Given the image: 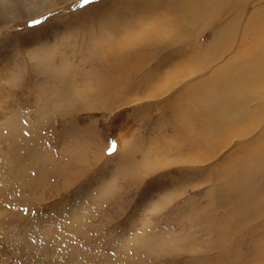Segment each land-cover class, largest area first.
Masks as SVG:
<instances>
[{"label": "rangeland", "instance_id": "374dc122", "mask_svg": "<svg viewBox=\"0 0 264 264\" xmlns=\"http://www.w3.org/2000/svg\"><path fill=\"white\" fill-rule=\"evenodd\" d=\"M7 2L0 264H264V157L243 159L264 154V40L245 33L251 14L264 25V0H225L236 13L219 0ZM126 40L138 44L114 67ZM230 77L245 84L228 96L240 88L254 111L217 128L186 101Z\"/></svg>", "mask_w": 264, "mask_h": 264}, {"label": "bare ground", "instance_id": "6f19581e", "mask_svg": "<svg viewBox=\"0 0 264 264\" xmlns=\"http://www.w3.org/2000/svg\"><path fill=\"white\" fill-rule=\"evenodd\" d=\"M220 1V6L217 5V11L221 12V11H224V12H228V9H230L231 11H234L236 13V9H237V3H231V2H224L225 0H219ZM245 1V0H244ZM10 2V1H9ZM7 2V0H2V4H3V9H2V12L5 16H8L9 15H12L15 10L13 9L14 7L11 5V3ZM14 2V1H13ZM242 2V1H241ZM8 4V5H7ZM28 4V3H27ZM177 4V3H176ZM246 2H243V5H245ZM190 6V4H189ZM192 6V5H191ZM190 6V7H191ZM4 7H7V8H4ZM167 7V6H165ZM178 8V7H177ZM244 8V7H243ZM243 8L240 9V12L243 11ZM169 9V8H168ZM184 9V8H183ZM189 9V8H188ZM193 9V8H192ZM180 10V9H179ZM190 10V9H189ZM194 10V9H193ZM185 11V10H183ZM192 11V10H191ZM190 11V12H191ZM180 12V11H179ZM187 12V11H186ZM177 14V12H175ZM174 13V14H175ZM181 13V12H180ZM161 14V13H160ZM165 16H167V14L164 12L163 13ZM171 14V13H170ZM187 14V13H186ZM163 15V16H164ZM169 15V14H168ZM152 16V15H151ZM156 16V15H155ZM164 16V18H165ZM145 17V16H143ZM172 17V16H171ZM158 18V17H157ZM163 18V19H164ZM146 20V19H145ZM162 21V19H160ZM257 24L258 25V28L255 29L254 31L251 30V26L253 24ZM143 24V23H142ZM141 24V25H142ZM150 25L147 27V25L145 24L144 27L146 28H143V31L145 34H149V36H154L155 33H157L160 29V23H159V19H154L151 23H149ZM205 25V24H204ZM263 29V30H261ZM250 31L253 33V36H250L254 39H256L257 35H259L260 37V40H264V25L261 24L260 22L257 21L255 15L251 14L249 16V20L247 21V25L245 26V33H250ZM245 39V38H244ZM247 40V39H246ZM138 43L137 42H131V41H124V42H121L120 45L116 48L114 47V51H121L123 54H120L118 56H112L108 51L105 52V55L107 57H110L112 56V60H114V67H117L116 63L117 64H120L122 63V61H126V60H130L131 59V56L129 54H131V50H135L134 45H137ZM140 44H143L145 45V43H140ZM147 45H150V44H147ZM158 50V49H156ZM255 54V53H254ZM254 54H250V57L248 58H251V57H254ZM135 57V55H134ZM256 57V56H255ZM258 58V57H256ZM138 64H141V60H139V57H138V60H137ZM263 62H264V59H263ZM258 63H259V60H258ZM250 67V70L251 71V74L253 76H257L256 73H255V68L250 64L248 63ZM190 66V65H189ZM263 66V65H262ZM185 68V67H184ZM183 68V69H184ZM195 68V67H194ZM245 67H242L239 69V70H242V71H245L246 73V69H243ZM196 69H199L196 68ZM197 71V70H196ZM183 72H185V70H183ZM193 72V71H192ZM186 73V72H185ZM196 73V72H195ZM183 74V73H182ZM188 74V73H187ZM165 75H169V76H172L173 77V73H170V74H167L165 73ZM108 76V81L111 82V85L113 83H115V79L113 76L111 75H107ZM177 77V76H176ZM175 77V78H176ZM182 77H185V76H178V78H181ZM261 77H264V71H263V74ZM231 80L226 82L225 84H223L225 87H222V86H217L215 87V89H217L218 91L215 92L214 96L211 97V98H208L206 97L205 93L201 94V92L197 91L195 92V90H192V92L194 93L193 96H191L190 98L187 99L186 102L188 101H192L193 105H194V110L196 111V113H200V114H204V115H208V116H211L213 118V120L211 121V124L217 128L219 127H224L225 129H227L228 127H230L231 125H236V126H241V125H244L246 124V126L248 125V122H247V119H251L252 118V113L254 111V109H251L250 106L247 105V102L245 100V98H248L249 97H244V94H241L239 95V92H240V88L238 89V91H234L232 90L231 92L233 93V97H229L228 96V90L231 89V87L235 84V86H239V85H243L245 83L244 80L242 78H232L230 77ZM247 78V77H246ZM69 80V79H68ZM257 80V79H256ZM262 81V80H261ZM263 82V81H262ZM261 82V83H262ZM264 83V82H263ZM179 84V83H178ZM252 84V83H251ZM250 84V85H251ZM254 84V83H253ZM252 84V85H253ZM244 86V85H243ZM248 86V85H246ZM252 87V86H251ZM242 88V87H241ZM108 89V88H107ZM114 89V88H113ZM213 89V88H212ZM201 90V89H200ZM212 92V91H211ZM210 92V93H211ZM213 94V93H211ZM204 95V96H203ZM247 96V95H246ZM255 98L254 94L252 96V98ZM178 98V97H177ZM256 99V98H255ZM250 100V99H249ZM182 101V100H181ZM241 101V102H240ZM190 103V102H189ZM183 105V104H182ZM190 105V104H189ZM191 108V107H190ZM203 115V116H204ZM206 115V116H207ZM205 116V117H206ZM181 117V116H180ZM200 117V116H199ZM191 118V117H190ZM189 118V119H190ZM196 118V117H195ZM199 119V118H198ZM186 121V120H185ZM243 121V122H242ZM187 122V121H186ZM189 122V121H188ZM242 122V124H241ZM183 126V124H181ZM185 125V124H184ZM196 125V123H195ZM194 125V126H195ZM181 126V128H182ZM235 126V127H236ZM245 126V127H246ZM187 126H185L186 128ZM244 128V127H236L235 129V134L236 135H240V136H245L248 132L246 131H241V129ZM191 129V128H190ZM195 129V127H194ZM183 130V129H182ZM187 130V129H186ZM192 130V129H191ZM197 130H200V128H197ZM190 131V130H189ZM195 131V130H194ZM250 131V130H249ZM259 153V155H258ZM167 157V156H166ZM244 162L246 164H248L246 161L251 159L252 162L253 161H259L261 160V158L264 157V154H262L261 152H257V153H251L250 151H246L244 153ZM199 159V158H198ZM198 159H195V161H198ZM202 161L199 160V162ZM249 162V161H248ZM246 167L243 163H240L239 165H236L235 167H233L229 173H231V177L232 178V182H230L229 184L232 185V183H235V182H238V184H241L242 181L244 180V177H245V174H246ZM193 186V185H192ZM232 199V198H231ZM232 201H234V203L236 205H240V201L238 200H234L232 199ZM76 249V248H75ZM9 259V258H8ZM7 259V260H8ZM13 262V261H12Z\"/></svg>", "mask_w": 264, "mask_h": 264}, {"label": "snow or ice", "instance_id": "6c2138e0", "mask_svg": "<svg viewBox=\"0 0 264 264\" xmlns=\"http://www.w3.org/2000/svg\"><path fill=\"white\" fill-rule=\"evenodd\" d=\"M89 2H90V0H81V3H82V4H84V3H89ZM30 23H32V24H37V23H39V21H38V20H31ZM112 150H114V148H113V147H110V148H109V151L111 152Z\"/></svg>", "mask_w": 264, "mask_h": 264}]
</instances>
